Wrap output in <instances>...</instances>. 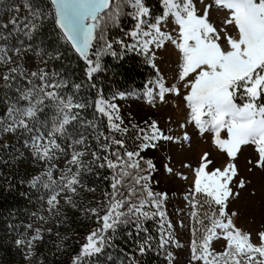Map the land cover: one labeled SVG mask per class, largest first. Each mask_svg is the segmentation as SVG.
Here are the masks:
<instances>
[{
	"label": "snow or ice",
	"instance_id": "snow-or-ice-1",
	"mask_svg": "<svg viewBox=\"0 0 264 264\" xmlns=\"http://www.w3.org/2000/svg\"><path fill=\"white\" fill-rule=\"evenodd\" d=\"M162 3L164 5L162 14L153 17L149 22L145 18L149 17L151 12L144 0H50L54 9V24L59 30L58 39L68 43L86 61L89 78L100 67L98 62L89 58V50L96 38V31L102 23L116 22L125 5L134 9L129 15L137 21L135 25L137 31H133L131 36L137 38L145 55L149 54L150 45L161 47L166 40L179 49L181 62L178 80L184 82L183 87L188 89L183 95V100L190 110L189 122L194 123L201 134L211 132L213 144L229 158V162L223 168H211L213 161L209 158V153L205 152L200 157L199 165L194 169V193L202 194L203 203L210 207L214 205L215 211L211 215L205 212L203 218L197 219V223L201 226L198 230L199 242L193 240L191 244V260L202 261L203 264H264V230L258 231L260 243L254 244L250 233L243 232L235 226L232 217L237 213L232 212L229 215L228 212L230 200L239 196V192L233 190V183L238 175L234 161L241 151V146L254 145L258 153L255 165L264 169V103H260L261 98L264 97V0H212V4L204 7L203 14L198 13L194 0H162ZM213 4L217 9L228 12L223 22L224 27L220 31L210 22V9ZM25 7L29 9L31 19L25 18L27 23L24 24V29L27 31L24 35L31 39L34 33L39 32L43 20L51 14H46L43 9L35 6L32 0H25ZM169 17L179 26L176 39L162 30V25L168 22ZM11 23L16 26L17 31H21L15 19ZM228 26L235 29L236 36L228 34ZM0 27L6 28L7 25ZM221 32L224 33L223 36ZM0 39L6 40V37L0 36ZM106 46L111 48V44ZM136 47V45L130 46L133 51ZM27 50H33L31 44L28 45ZM14 51L19 54L21 49L16 48ZM36 54L46 57L47 60L60 59L62 55L58 50L49 52L43 48H40ZM10 61L8 50L0 47V64H7ZM42 62L47 61L42 60ZM16 74L25 75L20 71L19 65L3 73L2 78L7 83L15 79ZM29 75L41 83L21 92L20 99L27 101L28 107L10 109L11 123L0 131L15 133L20 130L30 133L31 135L25 140V146L31 149L34 158L43 162L54 159L57 151H65L57 142L58 136H67L70 140L67 145L71 150V158L67 161L69 167L62 173L60 182L56 184L51 181V168L55 165H51L45 173L34 177L31 181L32 185L36 186L41 181V177L46 175L50 183L45 184V187L56 184L59 191L54 189L47 200L51 211L59 203L58 196L62 192L76 194L78 187H85L81 182L82 169L91 171L81 160L86 152L76 150L77 146L85 145L86 137L81 134L79 138L73 139L67 133V126L72 122L80 121V112L75 110L84 109L88 105L76 102L72 95L65 97L61 94L60 90L67 86V81L61 73L54 71L49 74L44 68H40ZM190 76L194 78L188 79ZM75 87L78 88L79 85ZM157 87L156 95L162 103L166 101L168 94L175 96L182 94L177 84L165 86L161 80L157 82ZM238 98L243 103H237ZM48 104L55 109L56 116L53 118L51 130L44 133L36 127V123L43 124L42 121H38L37 114L42 113ZM94 107L96 112L107 117L110 131L125 134L128 132L127 128L121 127L122 120L116 105L100 98L94 101ZM87 123L95 128L92 121ZM145 125L146 128L138 130V138L142 143L137 145L136 151H128L123 139L105 136L103 132L95 137L98 141L103 137L104 143L99 145L100 149L114 157V159L109 158V155L101 157L96 152L91 153L94 160L105 161L99 167L107 166L114 170L115 174L111 178L112 193L105 194L109 199L102 216L95 208L88 210L96 217L100 226L85 237V242L81 244L79 253L73 257L72 264H89L90 258L110 247L112 242L108 233L124 222L123 217L131 215L138 218L149 215L142 211L145 200H140L139 206L129 202L135 194V187H129L128 197L116 198L124 178H131L134 185L147 191L148 197L165 195L154 194L148 188L146 181L150 179V172L148 175L139 174V171H142L140 162L143 159L140 152L150 147L156 148L160 140L179 142L180 138L165 135L156 121H152L151 124L146 121ZM221 132H226V138H222ZM189 139V135L185 132L183 140ZM113 145L117 147L113 149ZM146 163L149 169L154 168L150 160ZM71 166H75V170ZM134 170H138L136 175H133ZM236 186L243 189L245 181L241 179ZM87 190L94 191L91 188ZM65 201L76 207L71 196H65ZM152 203L159 208L161 201L153 199ZM126 204L127 213L120 211ZM199 204L200 201L197 200L193 203V207ZM156 214L164 215L163 212L153 213ZM192 215L196 217L197 213L193 212ZM139 226L137 223V227ZM41 238L40 230L37 229L36 235L27 242L28 248H32V241ZM221 239L226 242L224 251L215 252L212 250V242ZM169 242L168 239L162 238L160 246L163 247ZM16 243L22 245L25 242L17 240ZM148 247L149 242L146 239L139 245L138 250L144 253Z\"/></svg>",
	"mask_w": 264,
	"mask_h": 264
},
{
	"label": "trees",
	"instance_id": "trees-1",
	"mask_svg": "<svg viewBox=\"0 0 264 264\" xmlns=\"http://www.w3.org/2000/svg\"><path fill=\"white\" fill-rule=\"evenodd\" d=\"M144 2L153 16L162 14L164 9L162 0ZM32 3L51 15L43 20L39 32L34 33L29 39L24 35L27 31L24 29V24L27 23L25 18L31 19L29 9L25 7V0H0V25H7L6 28L0 27V36L6 37V40L0 39V47L7 49L8 56L11 57L9 63L0 64V129L11 123L10 109L28 107V102L20 99L21 92L41 83L29 75L31 72L40 68H44L49 74L59 72L67 81V86L60 90L61 94L65 97L72 95L76 102L88 105L84 109L75 110L80 112V121L67 126V133L73 139L79 138L81 134L86 137L85 145L77 146L76 150L86 152L81 160L91 171L82 169L81 182L85 187H78L76 194L62 192L58 196L59 203L50 211L47 200L54 189L59 191L56 184L69 167L67 161L71 158V150L67 145L70 140L67 136H58L57 142L65 151H57L54 159L43 162L34 158L31 149L25 146V140L30 133L20 130L15 133L0 131V264H72L73 257L79 253L81 244L85 242V237L100 226L96 217L88 210L95 208L102 216L109 199L105 194L112 193L111 178L115 174L114 170L107 166L99 167L105 161L94 160L91 153L96 152L101 157L105 155L113 159L114 157L100 149L99 145L104 143L103 137L99 141L95 137L103 132L105 136L123 139L128 151L137 150V145L142 143L138 138V130L146 128V125L137 114L121 118L120 112L126 107L123 100L129 93L142 92L157 74L152 66L153 56L150 53L145 55L137 39L131 36L133 31H137L135 27L137 21L129 15L134 12L131 6H123L116 22L102 23L97 29L89 58L98 62L100 67L89 78L86 61L68 43L58 39L59 30L54 24V9L50 0H32ZM13 19L17 21L21 31H17L16 26L11 23ZM29 44L33 50H27ZM107 44H111V48H108ZM132 45L137 46L135 51L131 50ZM16 48L21 49L19 54L15 53ZM40 48L49 52L58 50L62 54L61 58L47 60L42 55L38 56L36 52ZM42 60L47 62L44 63ZM17 65L25 75L16 74L15 79L6 83L2 74ZM76 85L79 87H75ZM100 98L117 106L118 115L122 120L121 127L128 129L126 134L109 130L107 117L96 112L94 107V101ZM237 103L243 101L238 98ZM260 103H264V97ZM55 116V109L48 104L42 113L37 114L38 121H42L43 124L36 123V127L40 132L46 133L51 130ZM87 121H92L95 128ZM134 125L136 127H133ZM112 147L115 149L117 146ZM140 156L143 159L140 162L142 171H139V174L148 175L150 172V179L146 181L148 188L154 194H162L154 179L153 156L145 150L140 152ZM149 160L154 165L152 169L147 167L146 162ZM51 165H55L51 168V181L56 184L45 187L44 185L50 181L43 175L41 181L33 186L31 183L33 178L41 176ZM71 167L75 170V166ZM137 171L134 170L133 175H136ZM129 187L136 189L129 202L139 206L140 200H145L142 211L149 215L138 218L131 215L123 217L124 222L108 233L111 246L90 258L89 264H174L173 256L166 244L160 246L162 238L167 239L172 231L164 195L148 197L147 191L134 185L131 178L126 177L118 188L116 198L128 197ZM89 188L94 191H88ZM65 196H71L76 207L66 203ZM153 199L161 201L159 208L152 203ZM211 207L215 211V206ZM202 209L201 204L196 207L198 217L196 216L194 220L199 218ZM127 210V204L120 209L125 213ZM159 212H163L164 215H153ZM37 229L40 230L42 238L32 241V248L29 249L27 242L36 235ZM146 239L149 247L144 253H140L138 247ZM17 240L25 243L17 245Z\"/></svg>",
	"mask_w": 264,
	"mask_h": 264
},
{
	"label": "rangeland",
	"instance_id": "rangeland-1",
	"mask_svg": "<svg viewBox=\"0 0 264 264\" xmlns=\"http://www.w3.org/2000/svg\"><path fill=\"white\" fill-rule=\"evenodd\" d=\"M194 3L198 13L203 14L204 7L212 4V0H194ZM227 15V10L217 9L213 4L210 9V22L220 31L224 27L223 22ZM153 17L156 16L151 14L145 19L151 22ZM145 30L147 29L145 28ZM162 30L170 33L173 39H176L179 26L169 17L168 22L162 25ZM228 34L236 36V31L232 26H228ZM223 35L224 33L221 32V36ZM221 43L223 45V40ZM149 47V53L153 56L152 66L155 68L157 76L147 83L142 92L129 93L125 96L123 102L126 107L120 112L121 118L137 114L149 124L156 121L165 135L180 138L179 142L160 140L157 142L156 148L150 147L145 149V152L153 156L154 179L162 194H165V207L172 222V231L167 238L170 242L166 246L173 256V263L203 264L202 261L191 260V244L193 240L199 242L198 230L201 228L197 220H194L196 217L192 215L193 212H196L193 203L198 200L202 205L203 209L199 218H203L205 212L211 215L214 208L203 203L202 194L194 193V169L199 165L200 157L205 152L209 153V158L213 161L211 168H223L229 162V158L226 153L220 151L213 144L211 132L201 134L195 124L189 122L190 110L183 100V95L187 93L188 89L183 87L184 82L178 80L181 62L179 49L167 40L161 47L155 45ZM193 78L190 76L188 79ZM161 80L165 86L177 84L181 88V96L168 94L166 101L160 102L156 94L158 93L157 82ZM185 132L190 137L188 141L183 140ZM221 136L226 138V132H221ZM257 159L258 153L255 151L254 145L241 146V151L234 161L238 175L233 183V190L239 192V196L231 199L228 207L229 215L232 212L237 213L232 217L235 226L250 233L254 244L260 243L257 233L264 230V169L256 167ZM241 179L245 181L243 189L236 186ZM196 213L198 214V212ZM205 222L208 223V221ZM225 246L226 242L223 239L212 242V250L215 252L224 251Z\"/></svg>",
	"mask_w": 264,
	"mask_h": 264
},
{
	"label": "water",
	"instance_id": "water-1",
	"mask_svg": "<svg viewBox=\"0 0 264 264\" xmlns=\"http://www.w3.org/2000/svg\"><path fill=\"white\" fill-rule=\"evenodd\" d=\"M93 44V43H92ZM91 48H92V46H91ZM91 48H90V50H91ZM90 50H89V53H90Z\"/></svg>",
	"mask_w": 264,
	"mask_h": 264
}]
</instances>
